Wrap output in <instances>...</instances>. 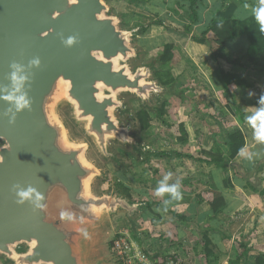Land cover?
<instances>
[{
  "label": "water",
  "instance_id": "water-1",
  "mask_svg": "<svg viewBox=\"0 0 264 264\" xmlns=\"http://www.w3.org/2000/svg\"><path fill=\"white\" fill-rule=\"evenodd\" d=\"M110 1L0 0L4 264H107L98 239L118 216L139 236L142 203L114 190L98 193L106 173L92 153L121 171L127 166L114 147L145 160L152 152L145 133L134 135L124 122L135 114L130 101L154 113L173 90L153 76L159 60L143 61L138 31L124 28ZM13 73L23 77L19 92ZM13 93L28 105L18 111L3 99ZM29 188L42 199L19 203Z\"/></svg>",
  "mask_w": 264,
  "mask_h": 264
},
{
  "label": "crops",
  "instance_id": "crops-1",
  "mask_svg": "<svg viewBox=\"0 0 264 264\" xmlns=\"http://www.w3.org/2000/svg\"><path fill=\"white\" fill-rule=\"evenodd\" d=\"M138 2L132 0L129 3L132 5ZM162 2L155 4L151 1L155 6L164 9L166 5ZM222 2L223 0H201L198 3L196 24L177 19L173 25L180 30L190 26L189 36L198 38L199 29L210 20ZM263 3H254V5L258 7ZM170 9L172 12L174 7L170 6ZM254 9V6L240 7L236 18L241 20L254 15ZM155 30V26L150 28L152 34ZM151 36L148 39L154 42L155 36ZM162 37L164 38L165 35ZM206 38L208 46L197 44L190 39L185 42L184 48L175 46V51L182 54L181 61L175 65L184 83L181 91L187 88L188 81L187 92L190 93V101L183 103L185 97L183 93L180 91L181 95L176 96V92L173 91L174 101L169 103L175 113L176 103L181 107L188 104L191 109L189 125L186 128L187 142L178 143L176 138L174 140L176 153L174 152L172 159L183 164L175 166L170 178L173 184L180 182L181 199L175 200L166 193L162 200L145 201L140 220L143 222V230H148L146 233H149L150 239L146 240L150 242L148 246L156 250L149 256L155 255V262L229 264V259L235 251L241 253L239 244H244L248 252L247 256L241 258L240 264H255V258L261 253L264 254V193L260 194L261 191L264 192V144L255 140L250 118L264 109V105L260 103L264 98V73L245 61L243 40H233L224 49H219L214 43L212 34H208ZM210 48L218 50L219 53L233 60L234 64L222 59L213 62L210 58ZM220 70L244 78L248 87L238 88L234 84L225 87L219 82ZM214 81L218 84V88L215 87ZM179 123L188 124L184 119L179 120ZM237 131H240L244 138L245 145L242 150L247 149L253 154L251 161L240 157V151L233 160H226L223 168H218L201 155V151H210L216 146L226 157L228 137ZM145 135L148 137V131ZM149 154L146 158L150 160ZM175 155L181 156L177 159ZM184 166H188L189 174L184 172ZM168 172L170 171L162 172L163 179ZM134 173L138 174L135 170ZM148 177L151 176H143L145 182H148ZM127 185L132 184L127 183ZM132 190L137 192L135 187H132ZM208 190L220 192L225 203L223 211L215 217H212L208 203L198 199V195ZM148 195L151 196V193L149 192ZM153 202L157 205L153 211L159 215L158 218L146 212V203ZM146 215H148L147 219H145ZM203 232L209 234L214 253V257L208 259L203 252Z\"/></svg>",
  "mask_w": 264,
  "mask_h": 264
},
{
  "label": "rangeland",
  "instance_id": "rangeland-1",
  "mask_svg": "<svg viewBox=\"0 0 264 264\" xmlns=\"http://www.w3.org/2000/svg\"><path fill=\"white\" fill-rule=\"evenodd\" d=\"M130 1L132 0H117V1L112 0L108 2V4L111 7L112 13L115 15H118L122 19V21L124 22V28L134 29L138 31L139 36L136 38V43L143 50H145L143 48L144 47L143 44L145 45V47L150 48V46H153V44H155L156 42L159 43V41L151 42L149 39H147L148 37L149 38L152 37L151 35L155 36L156 40H160V38H163L162 36L164 35L165 37L163 39H166V40L174 39L172 36L170 35L168 36L166 31L164 30V27H169V28L182 32V29L180 30L178 28H175V26L173 25L176 23L177 19L183 22L190 23L191 19H190L189 13L184 12L181 14L180 13L181 11L179 10V8L176 6L174 1L172 0H166L165 2H162L163 0H151L155 4L156 3L158 4L159 2L164 3V5H166V8L164 7V9L157 7V5L155 6L154 4L151 3L150 0H147V1L145 0L146 4L144 0H137L139 2L136 4H132V5L129 3ZM168 3L170 6H173L174 9H176L177 11H174L173 9V11L170 12V8L167 6ZM262 5H264V3ZM159 20H162L164 27L156 25V22ZM147 25L150 26L148 28L149 30L145 35L144 34L142 35L140 32V29L142 27H146ZM152 26H155V29H156L153 34L150 32V28ZM143 36L146 37V39L142 40ZM187 38L189 40L190 36ZM183 43H184L183 41L180 42V40H178L175 46H180L184 48L185 44ZM160 51L161 49H157L151 52L147 51V55L143 58V61H147L150 58L156 57V54L159 53ZM176 55L178 56V58H181L182 56L181 52L179 53L178 51H176ZM180 61L181 60H177V63L175 65H177ZM175 65L172 68L175 74L176 73L178 74V70L176 69ZM186 69L188 70V68ZM186 84H188L187 88L183 91H181V88L177 91L174 89V91L176 92L175 93L176 96L179 95L180 91L183 93V96H185L184 99L182 100L183 103H189L190 101V98H189L190 93L187 92L189 82L187 81ZM172 97L173 96L171 93L163 95L164 101L167 102V108H173L170 106V103H169V102L174 101ZM176 102L177 101L175 100V103ZM130 103L132 105L134 112L140 109L139 103L137 101L131 100ZM176 105H177V112L174 113L176 122L169 120L168 117L163 118V120L170 126V128L162 124L155 117L152 119L151 127L148 130V137L146 136V143L149 144L150 149L152 151V154H149L150 160L146 158L143 161H137L136 158L133 157L128 151H125L119 147H114V150L119 153V155L123 158L124 164L127 166L126 170L123 173L121 170L117 169L113 164L109 162H104L103 160L98 158L95 155V153H92V158L97 160L99 165L103 168V170L106 173L105 180H103L101 183L98 184V187H97L98 193L100 194L107 193L109 191L115 190L116 189L115 183L123 182L124 185H126L130 189L129 193L130 195H132L131 196L132 201L137 202V203H142L143 207H144L145 201L152 202L153 199L154 200L163 199V197H157L155 195V189L159 186L158 181H160V183L164 181L162 177L163 171H170L171 173H173V169L175 168V166H179V165L181 166V164H183L182 162L180 163V161L172 159L174 157L173 155L175 152L174 151L175 149L174 140L175 138L179 137V131H178V125L180 124L179 120L184 119L186 123H188L184 125L186 128H188L189 120L191 116V109L189 108L188 104L184 105V107L183 106L181 107L178 103H176ZM179 107L181 108L179 109ZM124 122L129 123L131 125L132 133L134 135L136 136L140 135V132L134 121V118L132 117L126 118L124 119ZM73 133L77 137L81 136V131L79 128H76V129L73 128ZM164 153L167 155L165 156V157H168L167 159L162 158L164 156ZM176 158L179 159L180 157L177 155ZM183 169L185 173L189 174L187 170L188 166H184ZM134 170L138 173L136 174L135 178L133 177ZM147 175L151 177L150 178L148 177L149 179L148 182H145L144 181L145 179L143 178V176H147ZM132 177L134 178V180L132 181L133 183H131ZM127 183H130L132 185L128 186ZM167 183L169 185H172L173 184L172 178H170V180H168ZM132 187H135L137 192L135 190H132ZM145 188L146 190H144ZM148 189H150L152 192L148 191ZM144 192L145 194H143ZM149 192L151 193V196L148 195ZM140 219H141V216L137 218L136 220V224H137L136 230L140 236L135 237L134 234L130 231V228L127 222L125 221V219L123 218V216L116 217L112 221V223L99 236L98 256L105 258L108 262L107 264H137L134 259L128 260L127 258H124V260H121L114 252L113 242L115 241V239L120 237L122 234L128 235L127 237L129 238V241H131V243L133 242L137 244L139 248L144 250V252L148 256L152 255L151 253H153V251H156V250L148 246V244L150 245V242H146V240L150 239V237H148L149 233H146L148 232V230H143L144 229L143 222ZM144 225L147 228H149L147 224H144ZM152 227H153V224H152ZM155 259L156 258L152 260L150 259L151 264L157 263L155 262L156 261ZM0 264H4V261L2 259H0Z\"/></svg>",
  "mask_w": 264,
  "mask_h": 264
},
{
  "label": "trees",
  "instance_id": "trees-1",
  "mask_svg": "<svg viewBox=\"0 0 264 264\" xmlns=\"http://www.w3.org/2000/svg\"><path fill=\"white\" fill-rule=\"evenodd\" d=\"M137 1V0H133ZM179 8V10L184 13H189L190 15V24H196L198 22V3L201 0H172ZM253 2V3H252ZM264 2V0H223L220 8L212 14L209 21H207L199 29V37H190L189 39L197 44L208 46V41L206 36L212 34L214 37V43L218 46L219 49H224L226 45L236 39L244 41V52H245V61L255 69L264 73V29L261 28L260 24L257 22L255 15H250L244 19H237L236 13L240 7H249L254 6L255 4ZM170 8L168 3L167 5ZM171 10V9H170ZM156 25L164 27L162 20L156 22ZM150 26L142 27L140 29L141 34L145 35L148 32ZM164 30L168 36H172L174 39L166 40L160 38L159 43L153 44L150 48H143L148 52L161 49L159 53L156 54V59L159 60L158 70L153 73V76L157 81L164 87L168 89H174L177 91L183 86V81L180 78L179 74H175L173 66L177 63V60H180L176 55L175 44L180 40V42H185L188 40L190 34V26H185L182 32L175 29L164 27ZM146 37H142V40ZM148 39V38H147ZM154 41V42H155ZM210 58L213 62H217L218 59H222L229 64H234V61L227 58L226 56L219 53L218 50L210 48ZM220 83L225 87H228L231 84H234L236 87H248L245 79L233 74H228L223 71H219ZM215 87L218 84L213 82ZM218 88V87H217ZM181 95V92L178 96ZM264 99V98H263ZM154 113L144 111L139 109L134 114V121L138 127L140 133H145L151 127L152 119L155 117L162 124L170 128V126L163 120L164 117H168L169 120L176 122L175 111L173 108H167V102L163 101L159 107L153 108ZM179 137L176 138L178 143L187 142V131L184 124L180 123L178 125ZM245 145L243 135L240 131L231 134L228 137V151L226 157L223 156L222 151L213 146L210 151H201V155L204 156L209 163L215 164L218 168H223L226 160L231 161L237 156V154L243 149ZM164 156H167L164 153ZM181 156V155H178ZM124 173V171H122ZM136 173L133 177L135 178ZM132 177L131 180H134ZM127 180V179H126ZM116 189L114 190L117 194L125 196L126 198L132 200L130 195V189L124 185L123 182H116ZM264 192H260L262 194ZM199 201L208 203L210 206L212 217H215L217 214L221 213L225 208V203L220 192L217 191H205L198 195ZM172 202V201H169ZM157 205L155 203H146V212L152 214L155 218L159 217L157 213H154V207ZM148 218V215L145 216V219ZM202 244L203 252L205 257H214L212 250V243L209 239V234L203 232L202 234ZM239 249L241 248V253L235 251L234 255L229 259V264H240L241 258L247 256V249L244 244H239ZM155 257H150L154 259ZM158 264H163V261H157ZM255 264H264V254H259L255 258Z\"/></svg>",
  "mask_w": 264,
  "mask_h": 264
},
{
  "label": "clouds",
  "instance_id": "clouds-1",
  "mask_svg": "<svg viewBox=\"0 0 264 264\" xmlns=\"http://www.w3.org/2000/svg\"><path fill=\"white\" fill-rule=\"evenodd\" d=\"M254 15L257 22L260 24L261 28L264 29V5L258 6L254 9ZM69 44L72 43L71 40L68 41ZM33 63L38 64V60H34ZM15 67V66H14ZM13 84L16 86V92L20 91V85L23 83V77H18L15 73H13L11 77ZM3 99L9 102H13L19 111L20 109L26 107L28 105V101L25 99L24 96H17L15 93L4 96ZM262 105H264V99L260 101ZM252 122V126L254 128L255 140L260 143L264 144V109L260 110L255 114L254 117L250 118ZM239 156L251 161L253 159V154L250 153L247 149L241 150ZM172 173L169 172L164 181L159 184V186L155 189V195L157 197H163L166 193L170 194L171 197L175 200L181 199V184L177 181L175 184L169 185L167 183L168 179L171 177ZM19 196V203H23L26 200H31L33 196H35L36 200L39 201L42 199L39 193H36L34 189L29 188L27 191H20L18 193ZM167 202V201H166ZM84 236L87 237V231H84Z\"/></svg>",
  "mask_w": 264,
  "mask_h": 264
},
{
  "label": "built area",
  "instance_id": "built-area-1",
  "mask_svg": "<svg viewBox=\"0 0 264 264\" xmlns=\"http://www.w3.org/2000/svg\"><path fill=\"white\" fill-rule=\"evenodd\" d=\"M121 236L113 242V250L121 260L127 258L128 260L134 259L137 264H151L149 256L135 243H131L127 237L128 235L122 234ZM164 264L173 263L172 261H167Z\"/></svg>",
  "mask_w": 264,
  "mask_h": 264
}]
</instances>
